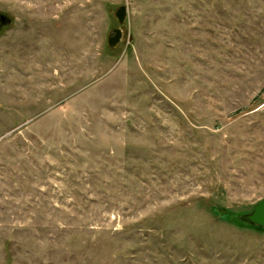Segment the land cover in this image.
Returning <instances> with one entry per match:
<instances>
[{"label": "rangeland", "instance_id": "rangeland-1", "mask_svg": "<svg viewBox=\"0 0 264 264\" xmlns=\"http://www.w3.org/2000/svg\"><path fill=\"white\" fill-rule=\"evenodd\" d=\"M0 14V264H264V0Z\"/></svg>", "mask_w": 264, "mask_h": 264}, {"label": "water", "instance_id": "water-1", "mask_svg": "<svg viewBox=\"0 0 264 264\" xmlns=\"http://www.w3.org/2000/svg\"><path fill=\"white\" fill-rule=\"evenodd\" d=\"M117 16L120 20V23L124 22V18L126 16V8L122 7L117 11ZM7 24H10L11 21L8 17H6ZM119 34V32H118ZM119 37V35H118ZM241 220L254 226H259L264 229V200L260 202L254 208L251 214L245 215L241 217Z\"/></svg>", "mask_w": 264, "mask_h": 264}, {"label": "flooded vegetation", "instance_id": "flooded-vegetation-1", "mask_svg": "<svg viewBox=\"0 0 264 264\" xmlns=\"http://www.w3.org/2000/svg\"><path fill=\"white\" fill-rule=\"evenodd\" d=\"M6 19L7 18L5 15L0 14V32L9 25L7 24Z\"/></svg>", "mask_w": 264, "mask_h": 264}, {"label": "built area", "instance_id": "built-area-1", "mask_svg": "<svg viewBox=\"0 0 264 264\" xmlns=\"http://www.w3.org/2000/svg\"><path fill=\"white\" fill-rule=\"evenodd\" d=\"M263 105H264V94H263Z\"/></svg>", "mask_w": 264, "mask_h": 264}, {"label": "trees", "instance_id": "trees-1", "mask_svg": "<svg viewBox=\"0 0 264 264\" xmlns=\"http://www.w3.org/2000/svg\"><path fill=\"white\" fill-rule=\"evenodd\" d=\"M240 220H241V218H240ZM242 221V220H241ZM242 222H244V221H242ZM244 223H246V222H244ZM248 224V223H247ZM259 227V226H258Z\"/></svg>", "mask_w": 264, "mask_h": 264}]
</instances>
